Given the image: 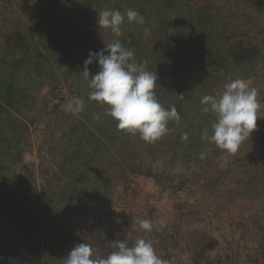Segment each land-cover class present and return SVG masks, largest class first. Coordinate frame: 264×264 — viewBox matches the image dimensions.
Instances as JSON below:
<instances>
[{
  "label": "rangeland",
  "instance_id": "374dc122",
  "mask_svg": "<svg viewBox=\"0 0 264 264\" xmlns=\"http://www.w3.org/2000/svg\"><path fill=\"white\" fill-rule=\"evenodd\" d=\"M32 1L27 13L63 16L43 28L42 46L52 34L56 47L70 40L75 51L88 47L74 67L68 69L61 55L51 76L43 69L36 96L15 102L17 117L6 115L2 122L7 133L0 135V264H62L78 243L97 252L100 245L129 241V232L131 240H150L168 264H264V118L258 117L257 129L235 154L201 139L203 129L212 134L216 119L203 111L202 97L218 98L234 79L256 88L258 114L264 116V0ZM7 2L0 0V19L9 12ZM107 9L136 10L145 23L129 24L125 16L116 35L97 24L98 12ZM115 40L157 72L159 103L179 113V124L169 121V131L153 143L117 130L105 115L107 106L88 99L92 89L83 62ZM239 42L255 48L257 58L226 62L227 48ZM89 69L91 79L98 62ZM61 84L66 91L49 108ZM77 96L83 111L66 112ZM15 100L13 94L10 104ZM185 132L187 141L181 139ZM68 140L80 148L70 168L58 143ZM141 165L155 177L131 172ZM140 219L152 221L151 232L140 229Z\"/></svg>",
  "mask_w": 264,
  "mask_h": 264
},
{
  "label": "clouds",
  "instance_id": "9594fccd",
  "mask_svg": "<svg viewBox=\"0 0 264 264\" xmlns=\"http://www.w3.org/2000/svg\"><path fill=\"white\" fill-rule=\"evenodd\" d=\"M125 16L129 24L145 23L144 17L136 10L128 9L122 14L119 10L107 9L98 12L97 24L100 29H110L119 35ZM94 60L98 62L99 71L89 79V65ZM83 65L82 74L92 89L88 99L102 107L107 106L105 115L116 122L117 130L138 133L141 140L153 143L169 131V121L179 124L176 107L165 109L157 99V72L147 70L143 62L137 63L133 51L125 49L119 40L107 43L99 52H89ZM224 88L218 98L205 95L201 99V104L206 105L203 111L212 112L216 117L211 126L212 134L209 135L208 129H203L201 139L235 154L242 142L257 129L258 117L264 116L258 114L261 108L258 92L247 81L234 79ZM83 109L84 102L78 96L65 105V111L72 114H79ZM94 119L100 117L95 116ZM181 139L187 141L188 133H182ZM137 223L141 230L152 231L150 219H140ZM132 238L133 233L129 232L128 240ZM112 247L113 251L102 256L91 244L78 243L62 259V264H168L156 255L152 242L144 238H136L131 246L126 240L115 241Z\"/></svg>",
  "mask_w": 264,
  "mask_h": 264
},
{
  "label": "crops",
  "instance_id": "0c3cea01",
  "mask_svg": "<svg viewBox=\"0 0 264 264\" xmlns=\"http://www.w3.org/2000/svg\"><path fill=\"white\" fill-rule=\"evenodd\" d=\"M7 3L9 12L4 19H0V135L7 133L5 130L6 125L2 126V122L5 123L4 118H6V115L10 118L17 117L13 109L16 107L15 102L17 104L25 103L27 101L25 100L26 97L28 95L33 97L36 92L35 89L40 87V77H44L42 70L46 69L47 76H51L48 73L53 72L54 64L60 61L61 55L65 56L66 60L68 59L70 62L68 69L71 66L74 67L73 64L76 62L77 56L81 53L86 54V48L88 47V45L85 46V51H75L72 48L71 40L67 41L64 46L56 47L51 42L52 34H47L46 38L43 37V41L48 43L46 46H42L43 44H40L41 41L38 37L44 32L43 28L47 24L57 25L56 23L63 16L59 14L58 17L56 15L41 16L32 12L27 13L26 8H32L36 3L32 0H10ZM67 19L70 21L69 19L72 18ZM54 30L57 31L56 28ZM65 33L68 35V32ZM48 54L54 57L49 59ZM70 56L73 57V60H69ZM26 71L34 74L32 76L26 74L25 76ZM13 94L16 95L17 100L10 104ZM58 137L60 138V136ZM70 140L72 141L71 137ZM58 143L62 145L63 150L60 151V155L64 156L63 159L67 162L66 166L73 167L74 162L77 160L76 151H80V148L71 146L69 140L66 145L64 141H58ZM5 149H10V147L7 146ZM88 161L89 159H85L83 164L87 165ZM72 183H75L74 180H72ZM71 189L74 191L73 186H70ZM74 212L73 210V214Z\"/></svg>",
  "mask_w": 264,
  "mask_h": 264
},
{
  "label": "trees",
  "instance_id": "16d2710c",
  "mask_svg": "<svg viewBox=\"0 0 264 264\" xmlns=\"http://www.w3.org/2000/svg\"><path fill=\"white\" fill-rule=\"evenodd\" d=\"M161 3H163V1ZM162 12H164V11H162ZM161 21H163V20H161ZM160 23H162V22H160ZM155 27L157 28V26H155ZM189 28H192V27L189 26ZM155 30L159 31V29H155ZM226 53H227L226 54L227 59H229V61H226V62H233V63H237V64L251 62L252 60L257 58V56H258V52L255 50V48L250 47V46H246L245 44H243V42H239L235 47L231 46V47L227 48ZM162 87H164V86H162ZM127 135H129V133ZM142 169H145L144 172H142L143 171ZM131 172L132 173H144L148 176L155 177V175L151 173L149 168L142 166V165L138 168L132 169ZM134 241L135 240H129L127 242L131 246V244L134 243ZM112 244L113 243L110 242L107 245H100L97 248V252L99 253V255L106 256L111 251H113L114 249L112 247Z\"/></svg>",
  "mask_w": 264,
  "mask_h": 264
},
{
  "label": "built area",
  "instance_id": "2783aa9c",
  "mask_svg": "<svg viewBox=\"0 0 264 264\" xmlns=\"http://www.w3.org/2000/svg\"><path fill=\"white\" fill-rule=\"evenodd\" d=\"M59 89L55 90L54 93L52 94V97L49 99V102L47 103V106L50 108L52 107L55 103H56V99H60L59 96L61 95L60 93L61 92H65L66 91V88H65V85L64 84H61L59 87ZM38 149L40 150L39 148V145H38ZM42 155L44 154V151H42L41 153ZM183 191L180 190L179 193H178V197L182 198L183 197Z\"/></svg>",
  "mask_w": 264,
  "mask_h": 264
}]
</instances>
